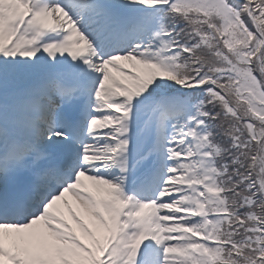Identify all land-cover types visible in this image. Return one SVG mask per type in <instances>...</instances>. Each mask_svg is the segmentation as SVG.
Returning <instances> with one entry per match:
<instances>
[{
    "label": "snow or ice",
    "instance_id": "6c2138e0",
    "mask_svg": "<svg viewBox=\"0 0 264 264\" xmlns=\"http://www.w3.org/2000/svg\"><path fill=\"white\" fill-rule=\"evenodd\" d=\"M0 264H264V0H0Z\"/></svg>",
    "mask_w": 264,
    "mask_h": 264
},
{
    "label": "rangeland",
    "instance_id": "374dc122",
    "mask_svg": "<svg viewBox=\"0 0 264 264\" xmlns=\"http://www.w3.org/2000/svg\"><path fill=\"white\" fill-rule=\"evenodd\" d=\"M120 63H121V64H124L126 67L128 66V64H127L126 61H121Z\"/></svg>",
    "mask_w": 264,
    "mask_h": 264
}]
</instances>
